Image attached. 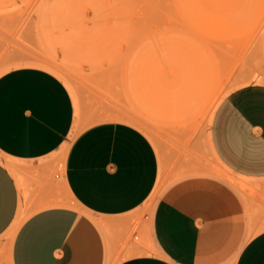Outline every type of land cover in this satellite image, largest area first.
I'll return each instance as SVG.
<instances>
[{
    "label": "crops",
    "instance_id": "crops-1",
    "mask_svg": "<svg viewBox=\"0 0 264 264\" xmlns=\"http://www.w3.org/2000/svg\"><path fill=\"white\" fill-rule=\"evenodd\" d=\"M70 92L38 66L0 74V264H264V204L211 170L172 182L138 221L158 151L110 107L70 139L81 125ZM208 141L230 174L264 190L263 83L220 101Z\"/></svg>",
    "mask_w": 264,
    "mask_h": 264
},
{
    "label": "rangeland",
    "instance_id": "rangeland-1",
    "mask_svg": "<svg viewBox=\"0 0 264 264\" xmlns=\"http://www.w3.org/2000/svg\"><path fill=\"white\" fill-rule=\"evenodd\" d=\"M38 60L71 91L77 132L110 107L158 151L161 175L138 221L172 182L209 170L264 204V190L230 174L208 144L220 101L264 84V0H0V74Z\"/></svg>",
    "mask_w": 264,
    "mask_h": 264
},
{
    "label": "bare ground",
    "instance_id": "bare-ground-1",
    "mask_svg": "<svg viewBox=\"0 0 264 264\" xmlns=\"http://www.w3.org/2000/svg\"><path fill=\"white\" fill-rule=\"evenodd\" d=\"M36 66H50L49 64H47L46 62H44V61H37L36 62V64H35ZM131 120V119H130ZM77 124H78V115H77ZM79 131V130H78ZM78 132H77V126L75 127V129L73 130V133H72V137H74V136H76V134H77ZM67 147L65 148V151H67Z\"/></svg>",
    "mask_w": 264,
    "mask_h": 264
}]
</instances>
